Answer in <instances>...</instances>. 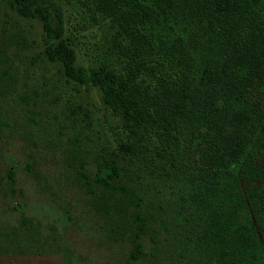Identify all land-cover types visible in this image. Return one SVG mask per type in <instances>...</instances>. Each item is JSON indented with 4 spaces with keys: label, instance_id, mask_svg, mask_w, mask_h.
I'll return each mask as SVG.
<instances>
[{
    "label": "trees",
    "instance_id": "1",
    "mask_svg": "<svg viewBox=\"0 0 264 264\" xmlns=\"http://www.w3.org/2000/svg\"><path fill=\"white\" fill-rule=\"evenodd\" d=\"M6 1L17 14L36 17L53 38L42 53L64 79L99 90L123 133L117 148L141 156L153 145L155 157L168 153L173 163L169 145L183 128L205 130L189 140L202 152L192 176L183 175L188 215L179 209L173 215L176 225L188 222L191 229L185 264H264V169L254 156L264 144V113L249 95L251 76L264 71V0H96L114 35L106 56L86 66L58 39L61 26L39 0ZM146 132L157 141L144 143ZM96 162L92 177L81 173L83 184L94 193L92 203L102 198L122 214L129 256L140 264L150 214L121 180L116 157Z\"/></svg>",
    "mask_w": 264,
    "mask_h": 264
},
{
    "label": "rangeland",
    "instance_id": "2",
    "mask_svg": "<svg viewBox=\"0 0 264 264\" xmlns=\"http://www.w3.org/2000/svg\"><path fill=\"white\" fill-rule=\"evenodd\" d=\"M39 3L51 23L61 26L58 39L74 50L76 64L106 56L114 27L96 0ZM44 33L36 17L21 16L0 0V264H136L126 220L104 199L92 203L94 193L82 181L81 173L92 177L104 156L117 158L121 180L138 192L150 214L140 264H185L191 229L188 222L176 225L173 215L176 209L188 215L183 175L192 176L202 152L189 140L205 130L183 128L169 145L173 163L168 153L155 157L153 145L141 156L117 148L115 140L123 135L117 115L97 88L64 79L58 63L42 53L53 40ZM251 77L249 95L264 113V71ZM145 135L144 143L157 141L154 133ZM254 156L264 169V144Z\"/></svg>",
    "mask_w": 264,
    "mask_h": 264
}]
</instances>
